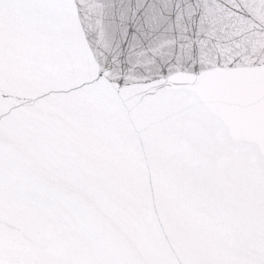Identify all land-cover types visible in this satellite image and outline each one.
<instances>
[{"label":"snow or ice","instance_id":"snow-or-ice-1","mask_svg":"<svg viewBox=\"0 0 264 264\" xmlns=\"http://www.w3.org/2000/svg\"><path fill=\"white\" fill-rule=\"evenodd\" d=\"M0 264H264V0H0Z\"/></svg>","mask_w":264,"mask_h":264}]
</instances>
